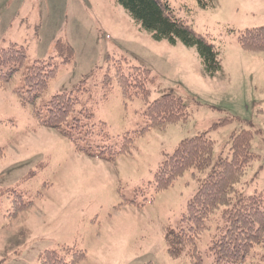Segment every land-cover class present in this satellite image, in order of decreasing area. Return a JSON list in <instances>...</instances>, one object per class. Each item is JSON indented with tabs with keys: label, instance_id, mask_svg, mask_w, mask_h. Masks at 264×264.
I'll return each mask as SVG.
<instances>
[{
	"label": "rangeland",
	"instance_id": "rangeland-1",
	"mask_svg": "<svg viewBox=\"0 0 264 264\" xmlns=\"http://www.w3.org/2000/svg\"><path fill=\"white\" fill-rule=\"evenodd\" d=\"M167 1L175 18L217 50L219 72H204L194 46L154 41L115 0H0V47L24 46L25 66L54 55L59 39L73 49L71 61L59 64L33 102L23 105L17 93L27 95L21 70L0 87V191L15 187L22 194V199L0 195V264H40V253L61 245L85 251L78 264H186L168 257L164 231L176 226L208 169L188 170L160 192L152 182L165 155L199 133L213 141L212 164L228 154L233 132L251 130L249 147L256 157L243 185L248 193L264 190V55L242 49L235 36L264 25V0H214L206 8L198 0ZM109 57L150 69L149 101L172 93L188 112L185 121L140 134L130 154L112 159L76 146L116 148L126 133L144 125L141 98L125 101L113 88L94 106L95 134L87 139L72 140L33 115V107L69 91L84 76L100 79ZM31 200L10 215L13 201ZM207 242L203 236L200 250ZM203 259L211 264L210 257Z\"/></svg>",
	"mask_w": 264,
	"mask_h": 264
},
{
	"label": "trees",
	"instance_id": "trees-1",
	"mask_svg": "<svg viewBox=\"0 0 264 264\" xmlns=\"http://www.w3.org/2000/svg\"><path fill=\"white\" fill-rule=\"evenodd\" d=\"M115 1L137 25L149 32L154 41L164 40L170 44L180 41L186 46H194L205 73L221 70L214 46L183 20L175 18L167 0ZM198 1L204 8L214 2ZM235 36L242 49L264 55V25L244 28ZM54 50L55 54L47 59L25 66L27 51L24 46L10 42L6 47H0V87L15 71L21 70L22 88L27 95H22L21 91L17 93L23 105L33 102L46 88L59 64L72 59L73 49L62 39L56 42ZM149 84H154L150 69L131 64L123 57H109L100 79L97 75L84 76L69 91L56 93L43 105L33 107V115L39 124L56 129L72 140L87 139L95 134L90 121L94 106L101 100L105 101L113 88L119 89L125 101L141 98L146 104L142 112L144 125L133 134L126 133L116 148L97 145L95 149L88 150L76 146L79 151L112 159L118 154H130L132 143L140 134L187 119L188 112L179 96L164 93L149 101ZM93 92H100V95L93 98ZM251 138V130L233 132L228 154L211 164L213 141L206 133H199L182 139L172 154L165 155L157 166L152 182L155 192L171 187L188 170L202 172L208 169L203 177L197 179V189L186 202L176 226H169L164 231L166 252L171 260L204 264L203 258L207 256L211 258V264H264V190L254 189L248 193L243 185L247 182L243 179L245 172L256 157L249 147ZM33 175L32 170L22 180ZM10 193L22 199V194L15 187L0 191V195ZM36 197L40 198L41 193L37 192ZM32 204L33 200L13 201L10 215L18 214ZM203 236L208 237V242L200 250ZM59 247L40 253V264H78L86 259L85 251L75 245Z\"/></svg>",
	"mask_w": 264,
	"mask_h": 264
}]
</instances>
